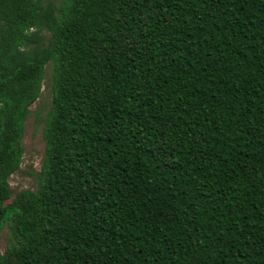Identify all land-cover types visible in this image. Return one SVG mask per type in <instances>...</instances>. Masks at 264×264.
Wrapping results in <instances>:
<instances>
[{
	"label": "trees",
	"instance_id": "obj_1",
	"mask_svg": "<svg viewBox=\"0 0 264 264\" xmlns=\"http://www.w3.org/2000/svg\"><path fill=\"white\" fill-rule=\"evenodd\" d=\"M4 225L0 264H264V0H0Z\"/></svg>",
	"mask_w": 264,
	"mask_h": 264
},
{
	"label": "rangeland",
	"instance_id": "obj_2",
	"mask_svg": "<svg viewBox=\"0 0 264 264\" xmlns=\"http://www.w3.org/2000/svg\"><path fill=\"white\" fill-rule=\"evenodd\" d=\"M60 2L61 0H51ZM52 64L45 67V77L38 99L30 106V114L24 123V134L22 137L23 156L19 170L9 177V183L14 193L22 189H35L37 184V173L40 170L45 150V141L42 138L44 119L52 104L51 89ZM10 230L4 225L0 232V251L6 247L7 237Z\"/></svg>",
	"mask_w": 264,
	"mask_h": 264
}]
</instances>
